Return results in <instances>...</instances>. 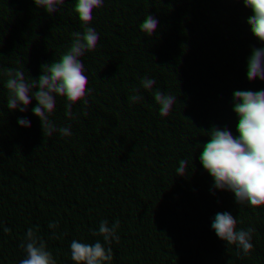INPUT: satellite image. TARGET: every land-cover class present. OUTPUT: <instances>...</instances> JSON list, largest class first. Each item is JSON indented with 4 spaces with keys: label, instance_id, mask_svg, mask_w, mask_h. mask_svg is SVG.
I'll list each match as a JSON object with an SVG mask.
<instances>
[{
    "label": "trees",
    "instance_id": "obj_1",
    "mask_svg": "<svg viewBox=\"0 0 264 264\" xmlns=\"http://www.w3.org/2000/svg\"><path fill=\"white\" fill-rule=\"evenodd\" d=\"M119 256L264 264V0H0V264Z\"/></svg>",
    "mask_w": 264,
    "mask_h": 264
},
{
    "label": "clouds",
    "instance_id": "obj_2",
    "mask_svg": "<svg viewBox=\"0 0 264 264\" xmlns=\"http://www.w3.org/2000/svg\"><path fill=\"white\" fill-rule=\"evenodd\" d=\"M106 214L104 205L95 204L90 207L88 216H77L71 226H65L61 232L63 246L68 250L82 252L93 231V226L101 224ZM112 264H137V261L133 257L119 256L112 260Z\"/></svg>",
    "mask_w": 264,
    "mask_h": 264
},
{
    "label": "rangeland",
    "instance_id": "obj_3",
    "mask_svg": "<svg viewBox=\"0 0 264 264\" xmlns=\"http://www.w3.org/2000/svg\"><path fill=\"white\" fill-rule=\"evenodd\" d=\"M67 194L70 195L71 194V190H69Z\"/></svg>",
    "mask_w": 264,
    "mask_h": 264
}]
</instances>
